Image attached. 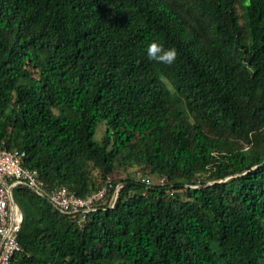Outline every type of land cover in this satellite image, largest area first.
Here are the masks:
<instances>
[{
  "label": "trees",
  "instance_id": "trees-1",
  "mask_svg": "<svg viewBox=\"0 0 264 264\" xmlns=\"http://www.w3.org/2000/svg\"><path fill=\"white\" fill-rule=\"evenodd\" d=\"M0 140L107 188L79 227L14 187L12 264H264V0H0Z\"/></svg>",
  "mask_w": 264,
  "mask_h": 264
},
{
  "label": "built area",
  "instance_id": "built-area-1",
  "mask_svg": "<svg viewBox=\"0 0 264 264\" xmlns=\"http://www.w3.org/2000/svg\"><path fill=\"white\" fill-rule=\"evenodd\" d=\"M24 151L10 150L4 140H0V264H12L16 254L23 251L18 241L22 213L13 199V189L24 186L47 197L49 203L59 212L75 216L77 226L82 227L86 214L96 209V203L106 194V186L86 195L79 196L66 186H54L45 190L36 169L23 165ZM145 184L151 183L148 177L136 174ZM110 185V184H109ZM118 184L109 202L113 206Z\"/></svg>",
  "mask_w": 264,
  "mask_h": 264
},
{
  "label": "clouds",
  "instance_id": "clouds-1",
  "mask_svg": "<svg viewBox=\"0 0 264 264\" xmlns=\"http://www.w3.org/2000/svg\"><path fill=\"white\" fill-rule=\"evenodd\" d=\"M147 56L149 59L155 60L162 64L171 65L177 57L175 48H164L163 45L156 41H152L147 46Z\"/></svg>",
  "mask_w": 264,
  "mask_h": 264
},
{
  "label": "rangeland",
  "instance_id": "rangeland-1",
  "mask_svg": "<svg viewBox=\"0 0 264 264\" xmlns=\"http://www.w3.org/2000/svg\"><path fill=\"white\" fill-rule=\"evenodd\" d=\"M104 131V125L102 123H100L97 127V130H96V134H95V138L96 139H99L100 138V135L103 133ZM138 170H133L134 174L137 172ZM124 171L122 169H116L113 174L111 175V179H114V178H117V176L121 175L123 176L124 175ZM148 177L151 179L152 183L153 184H158V183H161L163 178H161L160 176H157L155 174H147Z\"/></svg>",
  "mask_w": 264,
  "mask_h": 264
},
{
  "label": "water",
  "instance_id": "water-1",
  "mask_svg": "<svg viewBox=\"0 0 264 264\" xmlns=\"http://www.w3.org/2000/svg\"><path fill=\"white\" fill-rule=\"evenodd\" d=\"M118 190H119V188L117 189V191H116V193H115V198H116V196H117V194H118ZM115 201V200H114Z\"/></svg>",
  "mask_w": 264,
  "mask_h": 264
},
{
  "label": "bare ground",
  "instance_id": "bare-ground-1",
  "mask_svg": "<svg viewBox=\"0 0 264 264\" xmlns=\"http://www.w3.org/2000/svg\"><path fill=\"white\" fill-rule=\"evenodd\" d=\"M40 175V174H39Z\"/></svg>",
  "mask_w": 264,
  "mask_h": 264
}]
</instances>
